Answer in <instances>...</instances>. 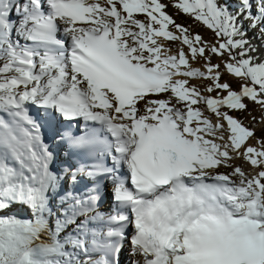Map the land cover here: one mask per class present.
<instances>
[{"label":"snow or ice","instance_id":"1","mask_svg":"<svg viewBox=\"0 0 264 264\" xmlns=\"http://www.w3.org/2000/svg\"><path fill=\"white\" fill-rule=\"evenodd\" d=\"M254 39L264 0H0V264H264Z\"/></svg>","mask_w":264,"mask_h":264},{"label":"rangeland","instance_id":"2","mask_svg":"<svg viewBox=\"0 0 264 264\" xmlns=\"http://www.w3.org/2000/svg\"><path fill=\"white\" fill-rule=\"evenodd\" d=\"M169 13L172 15H175V10L174 9H169ZM177 22L178 23H182L185 26L191 25L192 26V30L195 32L200 33L206 40L212 41L214 40V35L211 31H209L207 28H205L203 25L201 24H197L195 23L191 18L184 16V15H180L179 17H176ZM213 62H217L215 59L213 60ZM226 79H228V81L232 84L233 88H238L239 87V82L230 78V77H226ZM249 111L251 112V116L248 115V113H238V115L242 118V120L249 126L252 127L253 124L255 123L252 120V117H256L257 120H259L262 116V112L259 109V106L254 104V103H249L248 105ZM235 114V113H234ZM264 135V123H260V124H256V136L260 137ZM255 143V141H254ZM236 164L241 165L242 167H244V169L246 171H250L251 169L248 167V165L243 164L242 161H235ZM230 171V169H226L223 170L222 172H228ZM128 255V254H127Z\"/></svg>","mask_w":264,"mask_h":264},{"label":"bare ground","instance_id":"3","mask_svg":"<svg viewBox=\"0 0 264 264\" xmlns=\"http://www.w3.org/2000/svg\"><path fill=\"white\" fill-rule=\"evenodd\" d=\"M165 2H167V0H165ZM171 9V8H169ZM210 31V30H209ZM253 44L256 48V52L253 53V55L256 57V59L254 60V63L258 64L261 62H264V44H262L258 39H254L253 40ZM198 66V65H197ZM194 83H197L196 81H193ZM233 115L238 116L240 119H242L238 113H233ZM244 122V121H243ZM245 125H247L244 122ZM248 126V125H247ZM252 143H254V141H251ZM223 170H225V168H221L220 171L222 172ZM228 170V169H227ZM45 241L47 240V237H44ZM129 257V255L126 256V259Z\"/></svg>","mask_w":264,"mask_h":264}]
</instances>
